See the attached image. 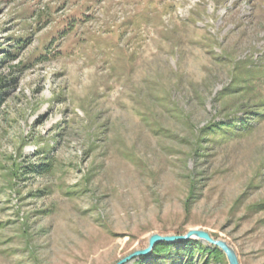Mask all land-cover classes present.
Segmentation results:
<instances>
[{
	"label": "rangeland",
	"instance_id": "obj_1",
	"mask_svg": "<svg viewBox=\"0 0 264 264\" xmlns=\"http://www.w3.org/2000/svg\"><path fill=\"white\" fill-rule=\"evenodd\" d=\"M190 230L264 264V0H0V264Z\"/></svg>",
	"mask_w": 264,
	"mask_h": 264
},
{
	"label": "trees",
	"instance_id": "obj_2",
	"mask_svg": "<svg viewBox=\"0 0 264 264\" xmlns=\"http://www.w3.org/2000/svg\"><path fill=\"white\" fill-rule=\"evenodd\" d=\"M244 125L245 124H243L242 127H244ZM185 232L186 231L182 233H176L175 235L178 236L184 234ZM173 251L175 252L174 256L171 255ZM203 255L215 258L217 256H222L223 253L218 248L210 246L208 244L205 245V243L197 239H191L188 241H176L174 243L160 242L153 247L149 255L139 258V261H137L136 264H141L146 258L159 260L158 262L153 264H165L163 260H165L166 258L172 260H170L171 263L168 264H196L195 256L202 257ZM175 258H177L178 261Z\"/></svg>",
	"mask_w": 264,
	"mask_h": 264
},
{
	"label": "water",
	"instance_id": "obj_3",
	"mask_svg": "<svg viewBox=\"0 0 264 264\" xmlns=\"http://www.w3.org/2000/svg\"><path fill=\"white\" fill-rule=\"evenodd\" d=\"M191 239H197L204 242L205 244L218 248L226 256L228 264H239L235 251L226 242L221 240H214L207 232L200 230H190L186 234L180 236H162L159 234H153L149 237L148 245L145 249L133 252L132 254L118 261L116 264H127L130 261L141 256H146L151 252V250L157 243H173L176 241H188Z\"/></svg>",
	"mask_w": 264,
	"mask_h": 264
}]
</instances>
